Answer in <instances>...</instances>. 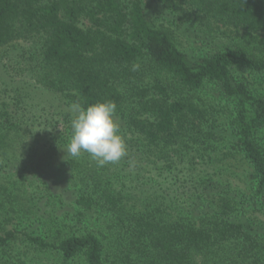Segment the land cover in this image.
Wrapping results in <instances>:
<instances>
[{
	"label": "trees",
	"instance_id": "1",
	"mask_svg": "<svg viewBox=\"0 0 264 264\" xmlns=\"http://www.w3.org/2000/svg\"><path fill=\"white\" fill-rule=\"evenodd\" d=\"M151 1L168 10L189 6L198 16L243 31L245 43L189 57L170 28L148 18L142 0H0V48L28 43V69L40 86L85 107L114 101L133 134L128 145L146 150L141 161L149 173L163 160L151 161L152 150L177 149L192 154L186 169L195 177L183 181L187 202L173 206L169 193H125L112 185L108 168L90 169L69 203L71 212L47 223L61 227L57 239L22 237L59 264L78 258L85 264H264L263 228L249 218L251 207L264 211V148L258 140L264 96L247 82L264 78V0ZM83 19L89 28L81 27ZM207 84L232 107L226 132L219 130L217 108L197 101ZM5 142L0 126V150ZM223 153L252 170L250 194L234 189L218 169L202 176L190 167L196 157L214 165ZM138 169L144 170L141 164ZM44 186L30 194L32 216L44 200L56 213L57 200L66 207L63 195L56 196L48 182ZM13 194L0 185V219L4 203L16 200ZM2 231L0 223V250L17 238L16 231Z\"/></svg>",
	"mask_w": 264,
	"mask_h": 264
},
{
	"label": "rangeland",
	"instance_id": "2",
	"mask_svg": "<svg viewBox=\"0 0 264 264\" xmlns=\"http://www.w3.org/2000/svg\"><path fill=\"white\" fill-rule=\"evenodd\" d=\"M142 2L148 18L158 27L170 28L177 46L189 57L203 56L214 49L245 43L243 31L239 32L235 28L198 16L196 10L189 6H172L168 10L151 0ZM81 27L87 29L90 23L83 19ZM29 48V44L23 41L0 48V126L6 136L4 149L0 150V185L14 192L16 198L11 203H4L0 223L2 232H17L16 240L8 248L0 250V264H59L57 256L41 254L31 248L22 234L36 233L54 242L61 227L47 223H52V217L56 220L57 215L65 219V213L71 212L69 203L83 190L82 178L90 169L102 167H98L87 153H82L78 158L67 155L65 148L72 135L70 121L73 102L69 94L54 93L36 82L28 69ZM247 82L253 91L264 96V78L248 77ZM196 98L198 102L217 108L219 130L226 132L232 107L218 88L207 84ZM115 119L127 143L128 156L119 163L104 166L109 170L112 185L125 193H169L168 198L174 199L173 206L186 203L184 200L188 199V192L183 181L195 178L190 171L192 169H186L192 162V154L179 155L185 151H175L177 149L163 154L152 150L151 161L158 160L159 157L163 160L154 165L156 167L153 166L154 169L152 167L149 173L147 162L141 161L146 150L141 146L132 149L128 140L133 139V134L126 126L122 114H115ZM258 140L264 148V132ZM165 156L170 159L168 162L165 161ZM130 161L134 166H130ZM140 164L143 171L138 169ZM208 165L203 162V157H196L190 167L203 171L202 176L218 169L234 189L250 194L252 170L240 157L223 153L214 165ZM178 176L182 177L181 182L178 181ZM47 182L56 196L63 195L66 207L58 204L57 200L56 213L50 205L45 207L47 200H44L40 213L36 212L32 216L30 194L45 189L44 184ZM60 212L64 213V217ZM249 218L257 219L252 220L262 226L264 234L263 209L249 208ZM70 264L85 263L78 258Z\"/></svg>",
	"mask_w": 264,
	"mask_h": 264
},
{
	"label": "clouds",
	"instance_id": "3",
	"mask_svg": "<svg viewBox=\"0 0 264 264\" xmlns=\"http://www.w3.org/2000/svg\"><path fill=\"white\" fill-rule=\"evenodd\" d=\"M134 63L132 70L137 71ZM72 135L65 150L67 155L80 157L87 153L98 167L119 163L128 156L127 143L115 119L117 104L112 100L96 102L86 107L79 101L71 105ZM134 166L133 162H129Z\"/></svg>",
	"mask_w": 264,
	"mask_h": 264
}]
</instances>
